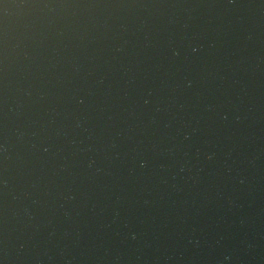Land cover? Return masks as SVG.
<instances>
[{"label":"water","instance_id":"water-1","mask_svg":"<svg viewBox=\"0 0 264 264\" xmlns=\"http://www.w3.org/2000/svg\"><path fill=\"white\" fill-rule=\"evenodd\" d=\"M0 264H264V0H0Z\"/></svg>","mask_w":264,"mask_h":264}]
</instances>
